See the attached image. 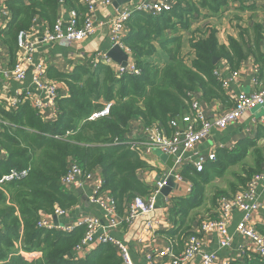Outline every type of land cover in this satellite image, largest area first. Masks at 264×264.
Here are the masks:
<instances>
[{
    "label": "trees",
    "instance_id": "obj_1",
    "mask_svg": "<svg viewBox=\"0 0 264 264\" xmlns=\"http://www.w3.org/2000/svg\"><path fill=\"white\" fill-rule=\"evenodd\" d=\"M173 1L169 12L156 17L135 13L124 23L122 43L130 51L139 75L117 77L114 68L102 63L77 66L71 73L48 72L50 79L66 89L65 97L56 98L55 115L48 120L28 103L9 111L0 105V264H122L118 249L110 244H102L94 254L75 260L73 250L83 237L82 226L70 232L37 228L41 214L50 215L55 209L64 211L78 204L73 190L65 189L60 182L68 166L75 163L85 173L99 171L100 191L113 198L122 216L134 197H146L153 190L139 176L150 166L124 144L133 119H139L143 126L158 125L169 136L174 132L169 122L187 113L195 96L206 105L218 102L227 109L234 107L222 87L220 64L235 72L254 61L259 78L264 77L262 25L240 29L238 39L229 38L227 45L219 44L215 30L200 31L202 37H192L189 42V62L182 52L181 37L176 35L179 28L188 30L202 18L203 11L219 17L229 2H239L240 9L246 8L245 0ZM5 6L9 21L0 35L11 56L17 49L18 33L28 31L36 21L51 28L63 6L85 14L79 0H6ZM154 44L167 54L162 66L147 60L155 52ZM105 104L110 108L102 115ZM255 133L252 139H240L232 150L218 149L216 161L205 164L201 172L185 166L179 173L192 190L187 198L171 200L168 209L172 227L162 236L172 253L178 254L191 234L197 218L190 219V214L203 207L206 187L212 181L236 166L243 172H232L239 186L232 184L231 193L217 192L212 198L215 208L218 198L239 191L261 169L264 153L258 144L264 140V127H258ZM249 155L252 166L245 162ZM12 171L27 173L19 179L4 180ZM256 231L264 236V226H257ZM19 251H38L41 257L26 258ZM242 263L264 261L249 258L233 264Z\"/></svg>",
    "mask_w": 264,
    "mask_h": 264
},
{
    "label": "built area",
    "instance_id": "obj_2",
    "mask_svg": "<svg viewBox=\"0 0 264 264\" xmlns=\"http://www.w3.org/2000/svg\"><path fill=\"white\" fill-rule=\"evenodd\" d=\"M173 2V0H138L135 3L127 2L115 8L113 16L107 22L109 39L111 40L112 48L119 46L130 59L125 68L116 64L117 69H115V72L117 77L125 74L139 75L140 73L133 63L130 51L122 43L126 31L124 23L135 13H143L154 17L162 15L171 11ZM84 5L86 7L84 15L81 16L76 10L69 9L70 19L64 27H62V21L57 20L51 28H47L43 32L39 40L32 41L30 39L31 30L34 25L28 31L18 33L17 53L13 66L4 71L3 75L6 78L21 82L25 78L27 68L31 67L35 88L45 93V100L34 98L32 92L25 88L9 100H2L0 98V103H2L4 110L9 111L15 109L20 104L28 103L42 117L45 115L44 110L46 108L50 110L49 119L54 117V103L58 97L59 86L43 81L46 72L45 65L43 61L35 60L36 46L42 43L52 44L58 42L60 44H73L84 41L95 32L96 25L91 17L94 9L97 6L110 7L113 5V2L112 0H94L92 2L86 0L84 1ZM99 63L113 68V61L108 58L107 53L97 54L95 60L90 62V65L95 66ZM214 74L218 76V71L216 70ZM250 75V82L254 90L248 94H241L236 100L234 107L226 109V111L212 120L206 117L204 106L198 101L192 100L190 110L186 114L174 118L169 122V127L174 130L171 135H166L158 125L143 126L146 153H152L154 149H158L160 154L172 156L173 167L161 176L148 196L134 197L127 205L121 217L118 216L113 198L104 192L102 193L100 191L101 185H99L94 190L92 196L89 197V202L100 206L102 219L82 217L70 226H52L45 219H40L37 223V228L70 232L72 229L82 226L84 234L76 246L77 249L110 244L118 249L122 264H134L130 259L128 248L110 236L107 231L95 237L101 223L106 221L110 230L117 229L122 225L129 227L137 220H141L139 236L136 242L143 243L145 239L152 241L156 237L160 225V222L154 215L157 196L166 185L167 179L170 176H172L175 182L182 180L178 169L183 165V155L192 151L198 142L206 139L211 134L213 128L223 130L228 125L233 126L237 121L247 116L252 109L264 107V81L259 78L258 66L254 63L251 66ZM237 76L238 71L232 72L230 80L236 79ZM227 85L226 81L222 82L224 89H227ZM109 108L110 104H105V109L101 114L106 115ZM253 121L256 124L264 126V115ZM124 144L128 145L126 141ZM131 148H134V144H131ZM216 152L217 149L212 150L207 158L198 156L191 164L195 171L201 172L205 164L215 162ZM26 173L27 171H12L10 175L3 177V179H19L24 177ZM91 176L92 173H85L77 164L71 163L60 182L65 189H69L71 186L80 185L84 180L90 179ZM262 182H264V163L261 170L253 174L239 191L229 196L218 198L214 210L216 215L212 216L209 214L198 218L196 227L191 230V234L184 240L180 253H172L170 247L156 250L155 256L159 258V264H192L198 255H200L199 264H233L239 262L234 257H225L221 254L222 250L231 249L232 238L227 232V225L234 209L244 212V216L236 224L235 228L237 236L245 240V243L238 247L239 258L241 260L242 258H258L260 261H264V236L260 235L251 226L255 215H257V206L261 207L262 205L261 203L257 204L258 187ZM63 212V210L55 209L54 214L59 215ZM213 233L217 236L218 248L215 252L206 253L202 250L204 238ZM31 255L38 257L35 253H31ZM149 264H155V262L151 259L149 260Z\"/></svg>",
    "mask_w": 264,
    "mask_h": 264
},
{
    "label": "crops",
    "instance_id": "obj_3",
    "mask_svg": "<svg viewBox=\"0 0 264 264\" xmlns=\"http://www.w3.org/2000/svg\"><path fill=\"white\" fill-rule=\"evenodd\" d=\"M5 1L6 0H0V34L5 30L6 25L9 21V13L6 9ZM84 1L86 0H79L81 6L84 7L86 12ZM88 1L92 2L94 0ZM114 1L115 0H112L113 4ZM137 1L138 0H130L129 2L135 3ZM244 4L246 8L240 9L239 2H229L228 8H226V10L219 17H215L203 11L202 14L204 16L192 23L191 27L188 30H182L179 28L176 35L181 37L182 52L183 54L187 55L185 60L189 62L192 58V55L188 56L189 54H191L189 45L191 38L202 37L199 32L206 28L215 30L216 38L219 44L227 45L229 38L238 39L240 29H250L252 24L262 25L264 27V0H245ZM114 10L115 7L113 5L110 7L97 6L91 15L93 22L96 25L95 32L93 35L87 37L82 42L73 44H60L58 42L52 44L42 43L36 46V52L34 55L35 60H41L45 65L46 72L43 77V81L58 85V96L60 95L65 97L66 89L60 82L50 79L47 76V73L51 71H56L61 74L71 73L77 66H89L90 62L95 60V56L97 54L107 53L112 48L111 40L109 39L108 35L107 22L113 16ZM69 19V9L63 6L60 10L57 20L62 21V27H64ZM33 25L34 26L31 30L30 39L32 41L39 40L43 32L48 28V25L41 21L38 24L35 22ZM194 32L196 33L193 34ZM248 36L251 37V31H249ZM154 47V54L147 58V60L154 64L162 66L168 60L167 54L159 47L158 44H154ZM14 53L15 54L13 56L10 55L9 50L4 44L2 36L0 35V98L2 100H9L18 92H20V90L27 88L32 92L34 98H40L44 101L45 93L43 91L37 90L33 83V74L31 67L27 68L25 78L21 82L15 81L11 78H6L3 75L4 71L10 69L13 66L17 49ZM129 60L130 59L128 56L127 62ZM253 63L254 61H249L242 65L238 70L237 78L233 80H230L232 72L226 69L222 64L219 65V68H221V76L223 77L224 81L228 83L226 94L231 98L230 100L233 104H235L236 100L241 94H248L254 90V87L250 82V69ZM113 68L117 69V65L114 62ZM261 79L264 81L263 76H261ZM195 100L200 101L196 96ZM200 103L204 106L205 115L209 120L216 118L227 109V107H223L218 102H213L209 105L203 104V102L201 101ZM0 105L3 108L2 103H0ZM44 114L45 115L42 118L48 120L50 110L46 108L44 110ZM253 120H257V118H254L251 115V112H249L247 116L237 121V123L233 126L228 125L223 130H217L213 128L211 134L206 139L198 142L192 151L187 152L183 155V165L178 169V173H180L185 166H192V162L198 156L207 158L212 150L224 148H226L227 150H232L235 144L240 139H252L254 137L253 133L255 134L258 129V127H255L256 122ZM144 138L145 134L143 130V124L139 119H133L129 124V132L126 135L125 140L130 148L131 144H134V148L131 149L135 150L139 158L142 161L146 162L148 166H150V169L140 173L139 176L142 177L141 179L147 185L154 188L161 176L166 171H168L169 168L167 165V161L164 162L160 158L161 154L159 153L158 149H154L152 153H146L144 147ZM1 154H3V152L0 150V155ZM250 156L251 155H249V157ZM263 163L260 166L261 168L263 166ZM101 181L102 178L99 171H93L90 179L84 180L80 185L71 186L69 188L70 190H73L75 196L78 199V204L75 207H73L72 209L64 210V212L59 215H55L54 213L50 215L41 214L39 219H45V221L52 226H70L75 224L82 217H96L98 219H102V211L100 206L95 203L89 202V197L92 196L96 187L101 185ZM232 184H234L235 187L239 186L236 182H232L230 183L228 189L224 191L231 193L232 190L230 189V187ZM166 186L168 185L166 184L164 187ZM191 190V184L182 178V180L178 182H175L173 180V185L172 187H170V192L167 196L161 193L158 194L154 215L155 218L160 222V225L158 227L156 237L152 241L150 239H145L143 243L136 242L139 236V227L141 224V220H137L133 225L129 227L122 225L117 229L110 230L108 227V223L106 221H103L95 237H98L99 235L107 231L110 236L114 237L128 248L130 259L134 264H149V260L151 259L155 262V264H159L160 260L155 256V251L170 247L169 242L163 238L162 233L168 231L172 227V222L170 220V214L168 211L169 207H171V200L173 201L176 198H187L189 197ZM76 191H79V194ZM260 203L262 205L261 207L259 205L257 206V215H255L254 217L253 224H251V226L255 229L257 226L264 225V182H262L258 187L257 204ZM126 208L127 206L125 207L124 212ZM214 210L215 209L212 208L209 214L212 216L216 215V212H214ZM243 216V211H239L236 209L232 211L230 220L227 225V232L232 238L231 249L228 250V248L221 251V254L223 256L234 257L240 262H242L245 258H242V260L239 258L240 255L238 253V247L244 244L245 240L237 236L235 228L236 224L241 220ZM193 226L194 227H192L191 230L196 227V225ZM97 248L98 246H90L89 248H82L80 250L75 248L73 250L75 260L85 259L88 255L94 254V251ZM217 248V236L214 233L204 238L202 248L204 252L212 253L215 252ZM19 253L21 254V256L31 259H38L41 257V254L38 251H19ZM31 253H35L38 257H33ZM199 262L200 255L196 256L192 264H199Z\"/></svg>",
    "mask_w": 264,
    "mask_h": 264
},
{
    "label": "rangeland",
    "instance_id": "obj_4",
    "mask_svg": "<svg viewBox=\"0 0 264 264\" xmlns=\"http://www.w3.org/2000/svg\"><path fill=\"white\" fill-rule=\"evenodd\" d=\"M251 115L254 117V118H257L259 119L262 115H264V107L260 108H255V109H252L251 110ZM260 125V124H258ZM257 124H255V127H260L258 126ZM254 132V131H253ZM256 134V133H255ZM255 134L253 133V135L255 136ZM252 135V136H253ZM258 147L262 150V152L264 153V140L261 141L259 144H258ZM160 153V152H159ZM246 164L249 165V166H252L253 165V159H252V156H250L249 158L246 159ZM232 172H236L238 174H243L240 166H236L234 168H231L229 170V172L225 175V177L223 179H216L214 180L211 184H209L207 186V189H206V193H205V201H204V205L203 207L193 211L191 214H190V219H193L194 218H197V221H198V218H201V217H204L206 215H208V213H210V211L212 210V208H214L215 205H213L212 203V198L215 196V194L219 191H224V190H227L230 183L232 182H237L236 181V178L234 176V174ZM216 208V207H215ZM214 208V209H215ZM193 221H191L189 223V225L192 223ZM193 225H196V222L193 223Z\"/></svg>",
    "mask_w": 264,
    "mask_h": 264
},
{
    "label": "water",
    "instance_id": "obj_5",
    "mask_svg": "<svg viewBox=\"0 0 264 264\" xmlns=\"http://www.w3.org/2000/svg\"><path fill=\"white\" fill-rule=\"evenodd\" d=\"M130 0H115L113 6L115 8L120 7L122 5V3L124 4L129 2ZM36 23H40V21H36ZM107 56L108 58H110L114 63H116L117 65L121 66L122 68H125L127 66V60H128V56L127 54L119 47V46H114L113 48H111L108 52H107ZM218 61L215 58L214 59V64H216ZM160 158L162 159V161H167V165L168 168L171 169L173 167V157L170 155H165V154H161ZM166 184L168 186L163 187L160 190V193L167 196L168 193L170 192V187H172L173 185V178L172 176H170L167 179ZM79 194V191H76Z\"/></svg>",
    "mask_w": 264,
    "mask_h": 264
}]
</instances>
